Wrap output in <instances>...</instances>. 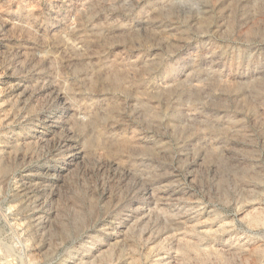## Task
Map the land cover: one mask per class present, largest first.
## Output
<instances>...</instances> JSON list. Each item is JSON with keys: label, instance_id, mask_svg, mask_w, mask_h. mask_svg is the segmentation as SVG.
I'll return each instance as SVG.
<instances>
[{"label": "rangeland", "instance_id": "374dc122", "mask_svg": "<svg viewBox=\"0 0 264 264\" xmlns=\"http://www.w3.org/2000/svg\"><path fill=\"white\" fill-rule=\"evenodd\" d=\"M0 264H264V0H0Z\"/></svg>", "mask_w": 264, "mask_h": 264}]
</instances>
